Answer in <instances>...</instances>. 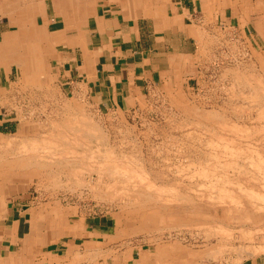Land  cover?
<instances>
[{
  "label": "rangeland",
  "instance_id": "rangeland-1",
  "mask_svg": "<svg viewBox=\"0 0 264 264\" xmlns=\"http://www.w3.org/2000/svg\"><path fill=\"white\" fill-rule=\"evenodd\" d=\"M241 6L240 18L206 32L188 72L147 83L121 107L66 83L26 37L30 70L15 67L0 91V218L11 202H28L48 238L78 237L89 251L74 264L118 253L154 264H264V0ZM8 17L0 12L1 28ZM29 137L40 150L18 149ZM24 155L42 166L39 157L18 164ZM90 226L100 246L83 241Z\"/></svg>",
  "mask_w": 264,
  "mask_h": 264
},
{
  "label": "crops",
  "instance_id": "crops-1",
  "mask_svg": "<svg viewBox=\"0 0 264 264\" xmlns=\"http://www.w3.org/2000/svg\"><path fill=\"white\" fill-rule=\"evenodd\" d=\"M241 4L242 0H0V12L9 14L6 28L0 25V91L15 67L29 72L28 65L22 67L16 60L29 62L21 53L22 41L28 37L33 50L47 53L66 83L85 89L97 104L121 107L141 96L147 83L168 82L188 72L206 32L218 23L240 18L236 9L243 8ZM3 60L12 65L5 72ZM34 216L24 200L4 208L0 264H74L75 258L89 252L76 246L78 237L73 243L48 238L47 227H36ZM90 227L83 241L95 236L100 246L102 233ZM94 249L104 251V247ZM85 260L154 264L153 258L144 260L143 256L141 262L133 254L123 259L119 253ZM166 264L182 263L168 260ZM246 264L263 263L255 257Z\"/></svg>",
  "mask_w": 264,
  "mask_h": 264
},
{
  "label": "bare ground",
  "instance_id": "bare-ground-1",
  "mask_svg": "<svg viewBox=\"0 0 264 264\" xmlns=\"http://www.w3.org/2000/svg\"><path fill=\"white\" fill-rule=\"evenodd\" d=\"M19 11H20V10H19ZM22 12H23V11H22ZM18 13H19V12H18ZM25 15H26V13H25ZM36 59H37V58H36ZM16 60H18L17 62H18L19 65H21V63H22V67H24V66H26V65L29 66V65L31 64V61L28 62L25 58H20V59H16ZM38 61H39V60H38ZM42 61H44V60H42ZM34 62H35V61H34ZM16 64H17V63H16ZM40 66H41V65H40ZM42 66H43V65H42ZM43 67H44V66H43ZM39 70H42V69H39ZM35 72H36V71H35ZM41 73H42V71H41ZM34 74H35V73H34ZM42 74H43V73H42ZM40 75H41V74H40ZM46 87H47V86H46ZM71 117H73V116H71ZM80 119H82V120H86V119H83V118H80ZM75 120H76V119H75ZM78 120H79V117H78ZM79 121H80V120H79ZM79 121H78V124H80ZM64 122H65V121H64ZM66 122H67V121H66ZM76 122H77V120H76ZM76 122H75V123H76ZM93 122H94V121H93ZM82 123H83V122H81V124H82ZM85 123H86V121H85ZM89 123H90V122H88V124H89ZM81 124H80V125H81ZM86 124H87V123H86ZM69 125H70V124H69ZM80 125H79V126H80ZM82 125H84V124H82ZM72 126L74 127V125H72ZM88 126H89V125H88ZM70 127H71V126H70ZM80 127H81V126H80ZM80 127L76 128V125H75L74 129L77 130L76 132L79 131V134L81 133L82 135L87 134V132L83 134V132L80 131V130L82 129V128L80 129ZM84 127H85V126H84ZM84 127H83V129L85 130ZM93 127H94V126H93ZM86 129H87V131H88V128H87V127H86ZM96 129H97V128H96ZM92 130H93V129H92ZM92 130L90 129V131H92ZM85 131H86V130H85ZM85 131H84V132H85ZM73 132H74V131H73ZM88 132H89V131H88ZM94 132H96V131L94 130ZM54 133H55V132H54ZM61 134H62V133H61ZM61 134H60V135H61ZM77 134H78V133H77ZM90 134H91V133H90ZM92 134H93V133H92ZM99 134H101V133H99ZM54 135H55V134H54ZM56 135H57V133H56ZM56 135H55V136H56ZM60 135H59V136H60ZM73 135H74V134H73ZM60 137H61V136H60ZM60 137H59V139H61ZM80 137H81V135H80ZM96 137H97V136H96ZM96 137H95V138H96ZM31 138H32V137H31ZM62 138H63V136H62ZM82 138H83V137H82ZM84 138H85V137H84ZM97 138H98V137H97ZM101 138H102V137H101ZM19 139H20V138H19ZM21 139H22V138H21ZM29 139H30V137H29ZM32 139H33V138H32ZM42 139L44 140V138H42ZM56 139H58V136H57ZM67 139H68V138H67ZM91 139H92V138H91ZM102 139H103V138H102ZM43 140H40V141L43 142ZM45 140H46V139H45ZM49 140H50V139H49ZM64 140H65V138H64ZM8 141H9V140H8ZM20 141H21V140H20ZM37 141H38V139H37V140H34V139H33V140H31V139L28 140V138L25 139V140H22L21 143L19 144L20 147L18 146V149H22L23 152H24V149H27V150H28V149H30V150H31V149H33V150L38 149L39 147H38V148L36 147ZM73 141H74V143H75V140H73ZM78 141H79V140H78ZM80 141H81V140H80ZM86 141H87V140H86ZM97 141H98V140H97ZM0 142H1V141H0ZM42 142H40L39 144H41ZM48 142H49V141H48ZM1 143H4V142H1ZM46 143H47V142H46ZM49 143L51 144L52 142H49ZM53 143H55V142H53ZM56 143H58V142H56ZM56 143H55V145H56ZM59 143H60V142H59ZM70 143H72V144H71V146H72V145H73V142H70ZM70 143H69V144H70ZM77 143H79V142H77ZM80 143H81V142H80ZM47 144H48V143H47ZM66 144H67V143H66ZM87 144H88V143H87ZM8 145H10V143L7 144V146H8ZM37 145H38V144H37ZM55 145H53V146H55ZM57 145H58V144H57ZM58 146H59V145H58ZM69 146H70V145H69ZM75 146H76V145H75ZM8 147H9V146H8ZM44 147H45V146H44ZM44 147H43V148H44ZM51 147H52V146H51ZM56 147H57V146H56ZM56 147H55V148H56ZM1 148H2V146L0 147V149H1ZM2 149H3V148H2ZM15 149H16V148H15ZM39 150H40V148H39ZM51 150H52V148H51ZM69 150H70V149H69ZM71 150H74V149H71ZM90 150H92V149H90ZM18 151H19V150H18ZM31 151H32V150H31ZM31 151H30V152H31ZM41 151H42V150H41ZM99 151H100V150H99ZM16 152H17V151H16ZM20 152H21V150H20ZM20 152H19V154H20ZM26 152H27V151H26ZM28 152H29V151H28ZM30 152H29V154H31ZM33 152H34V151H33ZM33 152H32V153H33ZM35 152H36V151H35ZM75 152H76V151H75ZM94 152H95V151H94ZM37 153H38V151H37ZM47 153H48V152H47ZM84 153H85V152H84ZM95 153H99V152L97 151V152H95ZM105 153H106V152H105ZM23 154H24V153H23ZM29 154L26 153L25 155L28 156ZM51 154H52V153H51ZM67 154H68V153H67ZM25 155H24V156H18V158H17L15 161H18V164H23V165H25V163H28L31 159L33 160V158L36 157L35 160H37V158L39 157V156H37L38 154H37L36 156H34V157H32V156L26 157ZM32 155H33V154H32ZM97 155H98V154H97ZM99 155H100V154H99ZM42 156H43V155H42ZM105 156H106V155H105ZM105 156H104V157H105ZM40 157H41V156H40ZM40 157H39V161H40ZM44 157H46V156H44ZM90 157H91V156H90ZM81 158H82V157H81ZM83 158H84V157H83ZM88 158H89V157H88ZM99 158H100V157H99ZM78 159H79V158H78ZM91 159H92V158H91ZM45 160H46V159H45ZM45 160H42V161H45ZM58 160H59V159H58ZM104 160H105V159H104ZM60 161H61V160H60ZM71 161H72V160H71ZM13 162H14V160H13ZM32 162H33V161H31V163H32ZM34 162H36V161H34ZM34 162H33V163H34ZM37 162H38V161H37ZM46 162H47V161H46ZM49 162H50V161H49ZM84 162H85V161H84ZM7 163H8V162H7ZM16 163H17V162H16ZM29 163H30V162H29ZM29 163L26 165V167L29 165ZM42 163H43V162H42ZM42 163H41V161H40L38 164L41 165ZM56 163H57V162H56ZM35 164H36V163H35ZM35 164H34V165H35ZM58 164H59V163H58ZM70 164H71V163H70ZM108 164H109V163H108ZM23 165H22V166H23ZM32 165H33V164H32ZM117 165H118V164H117ZM121 165H122V164H121ZM18 166H19V165H18ZM41 166H42V165H41ZM43 166H45V165L43 164ZM57 166H58V165H57ZM106 166H108V165H106ZM110 166H111V165H110ZM120 167H121V166H120ZM123 167H124V166H123ZM49 169H50V168H49ZM105 169H106V168H105ZM116 169H117V167H116ZM50 170H51V169H50ZM98 172H99V171H98ZM59 173H60V172H59ZM100 173H101V172H100ZM114 173H115V172H114ZM122 174H123V173H122ZM122 174H121V175H122ZM126 174H127V173H126ZM111 175H112V174H111ZM128 176H129V175H128ZM120 177H121V176H120ZM127 178H128V177H127ZM82 179H83V178H82ZM74 182H75V181H74ZM99 182H100V181H99ZM130 184H131V183H130ZM141 184H142V183H141ZM139 185H140V184H139ZM108 186H109V185H108ZM126 186H127V185H126ZM136 186H137V185H136ZM93 188H94V187H93ZM107 188H108V187H107ZM105 189H106V187H105ZM113 189H114V188H113ZM162 190H163V189H162ZM132 191H134V190H132ZM134 192H135V191H134ZM107 193H108V192H107ZM159 194H160V193H159ZM224 194H226V193H224ZM144 195H145V194H144ZM174 195H175V194H174ZM178 195H179V194H178ZM222 195H223V194H222ZM176 197H177V196H176ZM177 199H178V198H177Z\"/></svg>",
  "mask_w": 264,
  "mask_h": 264
}]
</instances>
